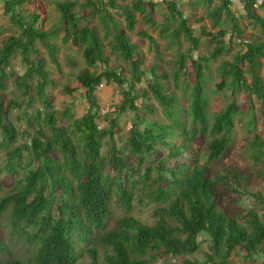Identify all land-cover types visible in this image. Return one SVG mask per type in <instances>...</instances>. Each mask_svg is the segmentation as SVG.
Wrapping results in <instances>:
<instances>
[{
  "label": "trees",
  "instance_id": "trees-1",
  "mask_svg": "<svg viewBox=\"0 0 264 264\" xmlns=\"http://www.w3.org/2000/svg\"><path fill=\"white\" fill-rule=\"evenodd\" d=\"M28 1L4 3L5 14H10V21L20 28L21 33L10 35L0 49V129L3 137L0 151L16 143L19 130L7 116L12 108L22 107V102L13 100L4 107L1 91L6 88V79L16 77L22 94L30 100L36 96L41 110L36 115L27 114L28 128L24 134L29 135V143L10 151L7 149L4 168L17 180L11 187L0 184L4 192L0 198V221L7 219L11 239L17 235L32 247L28 258L15 257L0 225V264H76L83 245L90 257L88 264H154L160 257L170 255L184 257L183 264H235L231 256L239 250L250 258L264 255V221L257 210L264 207L263 194L247 191L254 197L255 206L246 214L229 215L219 206L220 187L241 186L244 174L236 167L222 168L223 173H211L208 165L225 155L233 142L235 117L241 113L235 94L245 92L251 109L254 98L264 108V79L261 75L264 41L246 42L243 48L232 54L231 60L221 62L217 88L224 90L230 100L211 116L205 69L211 60L230 52L225 41L227 30L221 29L214 35L201 30L197 34L175 0H131L130 4H118L117 0H87L81 4L83 13L74 10L78 4L76 0L59 2L65 24L63 41L83 47L87 68L79 73L78 80L92 106L79 118H73L70 110L66 111L71 121L69 126H58L46 91L53 82L47 78L45 59L36 48V42L46 48L56 64L57 49L49 40L50 33L41 32L36 27L38 16L28 20L21 14L20 7ZM159 1L166 4L169 12L161 33L178 44L181 39L189 43L187 51L179 53L177 70L173 74L177 87H181L182 78L185 84L188 81L191 89L189 108L179 106L177 97L165 92L163 79L169 75L165 72L157 74L156 66L151 70L149 89L142 91L145 98L152 92L168 122L139 114V111L153 110L148 103L138 107L134 101L138 92L133 84L141 82L146 75L141 68L144 58L137 44L119 29L109 12V8L120 10L126 29L148 38L158 49L153 36L144 30L137 31L136 14H143L145 21L155 26L153 13ZM212 1L204 0L207 5ZM256 2L244 1L243 9L248 21L264 35V17L257 13ZM232 5V0H220L209 14L216 25L221 23L225 14L236 37L243 39L244 30L231 9ZM86 7L90 11H86ZM261 7L264 8V0ZM95 14H100L106 33L110 32V27L114 28L113 52L130 65L131 82L129 89L124 91L120 107V111L136 112L127 140L128 148H125L128 154L117 146L114 138L115 129L119 127L117 119L101 129L96 121L99 117V105L94 95L97 88L104 82L123 86L129 83V78L115 68L102 67L108 64L104 39L87 19ZM172 21L177 22L173 30ZM80 22H83L82 26ZM203 34L210 35L216 43L208 56L199 53ZM17 51L27 65L21 76L8 73L10 60ZM188 59L192 60L193 81L187 72ZM35 76L37 84L32 89L31 80ZM185 114L189 122L184 119ZM251 115V122H254L253 111ZM35 123L38 128L31 133ZM176 136L182 139L181 144L172 140ZM199 136L207 145V163L200 165L196 158L182 161L181 157L191 150L190 142ZM106 138H109L110 148L103 153ZM246 152L253 164L264 163V140L256 135L249 141ZM131 156L135 158L133 162ZM108 166L117 173L116 176L111 177L109 171L106 172ZM2 171L0 169V173ZM133 172L137 173L136 178ZM139 185L141 193L137 192ZM235 191L239 192L237 188ZM114 197L124 210L122 216H115L111 211ZM135 200L139 204H156L154 222L144 223L132 215ZM111 223L114 225L110 229ZM203 233L208 235L209 252H204L201 258L192 257L201 251L199 237Z\"/></svg>",
  "mask_w": 264,
  "mask_h": 264
},
{
  "label": "rangeland",
  "instance_id": "rangeland-1",
  "mask_svg": "<svg viewBox=\"0 0 264 264\" xmlns=\"http://www.w3.org/2000/svg\"><path fill=\"white\" fill-rule=\"evenodd\" d=\"M65 0H29L20 8L21 14L27 18L31 19L32 16H38V22L36 27L41 32H49V40L56 45L58 64L51 60L47 53L46 48L41 45V43L36 42V48L39 50L40 55L44 57L45 64L44 69L47 72V78L53 83L47 88V95L53 104L52 111L54 112L57 125L58 126H69L70 119L66 116V111L70 110L73 118H79L85 115L92 106L91 100L86 96L85 90L83 89L81 83L78 80L79 73L87 68L86 62L83 57V47L75 46L72 42L65 43L63 37L65 35L64 23L61 18V12L58 8V3ZM78 4L75 6L74 10L78 13H83V8L81 4L86 3L87 0H76ZM178 4L179 9L188 17L189 22L192 24V28L195 32L199 34L201 30H205L207 33L216 34L221 29L227 30L225 36V41L227 42L230 52H225L223 55L215 60H211L208 63V68L206 71L207 87L206 93L209 100V112L211 116L218 112L224 104L230 100V96L226 94L224 90L217 88V83L220 82L219 79V65L223 60H231L232 54L244 47V43L250 41H264V35L258 27L252 25L246 18V12L243 9V0H233V5L231 7L235 16L239 18V25L243 28L244 34L243 39H238L235 35L234 30L230 22L225 19L226 15H223V20L220 24L216 25L212 17H210L209 12L220 4V0H213L211 4H206L204 0H175ZM118 4H130L131 0H117ZM257 13L264 17V8L261 4L254 6ZM4 3L0 1V49L4 46L5 41L10 35H17L21 33L20 28L10 21V14H5ZM86 11H90L89 7L85 8ZM109 12L114 17L115 21L118 23L119 29L126 33L132 42H135L138 46V50L143 55V64L141 68L146 71V75L142 77L141 82H135L134 90L138 92V97L135 101V106L141 107L144 103H148L152 111L145 113L144 111H139V114H146L147 117L157 120L168 122L163 114L162 107L159 105L158 101L152 95V92L148 93V97L142 96V91L149 89L148 81L152 80V67L156 66L157 74L167 73L168 78L163 79L165 82V92L174 94L177 97L179 106L185 109L189 108L190 97L189 93L191 91L190 87L185 84L182 78L181 87H177L174 82L173 74L177 70L176 59L180 52H186L189 48V43L181 39L180 43L174 42L171 38H167L161 33L162 25L166 21V16H169V12L166 4L159 1L156 6V11L153 13V17L156 21L155 26L149 25L143 14L137 13L136 18L137 31H146L150 36H153L156 41V45L152 44L148 38H142L137 32H130L126 29V22L121 14L120 10H114L109 8ZM100 14H95L92 17H88V22L92 27H96L99 34L104 39L105 44V54L108 59V64L103 65L104 69L115 68L117 72L121 73L125 77H130V65L129 63L122 60L112 49V38L114 35V28L110 27V32L106 33L105 26L100 21ZM83 25V22H80ZM177 25L176 21H172L173 30ZM203 44L200 47L199 53L203 55H210L216 43L211 40L210 35L203 34L201 36ZM197 58V53L194 55ZM245 67V65H243ZM27 65L23 56L19 51L10 60V67L8 68V73H15L21 76L25 73ZM94 71L95 69H91ZM187 72L189 73V78L191 81L194 80V69L192 66V60H187ZM261 75L264 79V58L262 59V69ZM248 81L250 77L247 75ZM37 77L35 76L31 80V87L34 89L37 84ZM131 79L129 78V83L120 86L117 83L106 84L105 82L97 88L95 91V99L99 105L97 118V124L99 128H105L111 125V120H116L119 127L115 129L114 138L116 144L119 148L124 149L125 153L128 154L125 148H128V137L130 135V130L133 125V121L136 112L133 110L120 111V107L124 100V91L129 89ZM67 89L72 90L69 92ZM2 101L4 107H7L10 100L15 102H22V107L12 108L7 119L10 120L19 130V136L15 144L8 148L2 149L0 151V169L3 171L0 173V184H6L11 187L14 182H16L17 177L12 176L4 168V164L7 162V149L8 151L15 149V147L23 144L29 143L30 137L24 134L27 130V114L36 115L38 110H41V104L37 100L36 96L32 100L29 97L22 94V90L18 87L16 83V77H8L6 79V88L1 91ZM234 99L237 101L241 113L235 117V129L233 132V142L229 146L225 155H223L217 162L209 163V168L211 173H223L222 168L236 167L238 170L242 171L244 174V179L240 183L241 186L233 188L220 187V192L218 193V201L220 208L224 209L229 215L234 214H246L249 208L255 206L254 197L246 193L247 191L253 193H262L264 196V163L259 165L253 164L248 153L246 152V147L250 140L254 139L256 135H259L264 140V108L261 103L254 98L253 99V109L250 106V100L248 96L243 91H238ZM96 111L95 109H93ZM253 111L255 115L254 122H251V112ZM184 119L190 121L188 116L185 114ZM39 122H42L40 120ZM145 124H143V127ZM38 125L31 130L33 133ZM47 131V128L45 129ZM2 130L0 129V142L2 141ZM109 138H106L103 143L102 152L105 153L110 148V143H108ZM177 144L182 143V139L179 137H174L172 139ZM191 150L189 153L184 154L181 157L182 161H189L191 158L198 159L200 165L207 163V145L203 137H197L193 142H190ZM166 151V149H165ZM158 156H156L157 158ZM134 157H130V161H134ZM109 171L111 177L116 176V172L110 167H106V172ZM20 174L23 171L20 170ZM134 177H137V173L133 172ZM11 185V186H10ZM141 185L137 192L141 193ZM237 188V191L235 189ZM4 194L3 189L0 188V198ZM135 209L132 215L137 217L144 223L151 224L154 222L153 212L156 208V204L153 202L139 204L137 200L134 201ZM120 202L116 201L114 197L111 204V211L115 216H122L124 210L120 207ZM259 214L262 216L264 221V207L257 208ZM4 235H7L6 239L8 245L11 248L12 254L21 259L28 258L30 255L31 247L24 239L19 236H14L13 239L10 238L8 233V223L7 219L3 218L0 221ZM113 223L110 225V229L113 228ZM201 241V251L194 254L192 257L201 258L204 252H209L208 248V235L202 234L199 237ZM85 246L80 248L82 255L76 264H88L90 257L87 252L84 251ZM239 250V249H238ZM231 260L235 264H264V255H260L258 258H250L246 256V253L240 250L233 253ZM184 257H176L173 255L162 256L154 264H183Z\"/></svg>",
  "mask_w": 264,
  "mask_h": 264
},
{
  "label": "built area",
  "instance_id": "built-area-1",
  "mask_svg": "<svg viewBox=\"0 0 264 264\" xmlns=\"http://www.w3.org/2000/svg\"><path fill=\"white\" fill-rule=\"evenodd\" d=\"M0 1H2L3 3H5V2L12 1V0H0ZM243 1H246V0H243ZM232 2H233V0H232ZM258 4H262V0H257L255 6H257Z\"/></svg>",
  "mask_w": 264,
  "mask_h": 264
}]
</instances>
